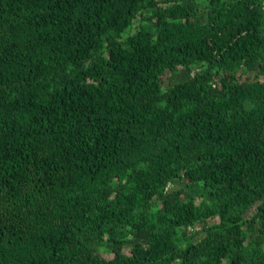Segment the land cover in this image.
I'll use <instances>...</instances> for the list:
<instances>
[{
	"label": "trees",
	"instance_id": "1",
	"mask_svg": "<svg viewBox=\"0 0 264 264\" xmlns=\"http://www.w3.org/2000/svg\"><path fill=\"white\" fill-rule=\"evenodd\" d=\"M262 78L264 0H0V264H264Z\"/></svg>",
	"mask_w": 264,
	"mask_h": 264
},
{
	"label": "rangeland",
	"instance_id": "2",
	"mask_svg": "<svg viewBox=\"0 0 264 264\" xmlns=\"http://www.w3.org/2000/svg\"><path fill=\"white\" fill-rule=\"evenodd\" d=\"M166 77H167V82H170V81L171 82H174L176 80V79L171 78V74L170 73H167L166 74ZM262 80H264V78H262ZM184 185H185V183H180L178 186L179 187H182ZM251 214H253V212ZM212 222H213L212 220L211 221H208V224H211ZM104 257L107 258V259H111L112 258V255L111 254H104Z\"/></svg>",
	"mask_w": 264,
	"mask_h": 264
}]
</instances>
